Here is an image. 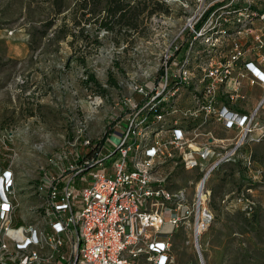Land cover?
<instances>
[{"label": "built area", "instance_id": "1", "mask_svg": "<svg viewBox=\"0 0 264 264\" xmlns=\"http://www.w3.org/2000/svg\"><path fill=\"white\" fill-rule=\"evenodd\" d=\"M257 86L256 99L249 90ZM135 89L141 99L123 100L103 138L84 139L91 150L81 162L76 152L36 182L38 222L22 216L13 225L16 177L10 159L0 165V264H171L184 226L198 243L214 219L213 172L242 158L251 178L262 176L252 145L264 139V0L202 2L164 52L159 76ZM212 123L232 134L215 136L206 129ZM115 130L121 137L110 148ZM5 143L0 136V148ZM167 164L197 171L195 189L171 187L159 172Z\"/></svg>", "mask_w": 264, "mask_h": 264}, {"label": "rangeland", "instance_id": "2", "mask_svg": "<svg viewBox=\"0 0 264 264\" xmlns=\"http://www.w3.org/2000/svg\"><path fill=\"white\" fill-rule=\"evenodd\" d=\"M154 1L169 8V13L145 12L138 31L129 33L95 31L86 24L100 44L81 48V38L74 45L68 42L71 36L53 39L70 9L47 27L54 15V0H0V136L6 139L0 162L10 159L16 177L20 207L13 225L24 223L22 216L27 222L40 220L36 182L45 172H61L68 159L81 152L84 139L97 142L108 133L119 101L136 96L137 85L151 86L161 72L164 52L205 0ZM60 2L69 6L75 0ZM80 56H86V67L77 60ZM86 69L107 89L105 94L84 84ZM111 78L117 86L108 85ZM93 94L102 96L97 106L92 104ZM260 95L255 91L253 97ZM206 129L220 138L232 134L214 123ZM110 137L118 142L121 131H113ZM252 148L262 176L253 179L249 170L234 163L216 169L207 183L214 219L198 243L190 226L175 234L171 264H203L198 247L204 264H264V139ZM98 169L91 167L86 176ZM159 169L173 188L193 191L199 179L197 171H187L182 164ZM250 205L253 210L247 212Z\"/></svg>", "mask_w": 264, "mask_h": 264}, {"label": "trees", "instance_id": "3", "mask_svg": "<svg viewBox=\"0 0 264 264\" xmlns=\"http://www.w3.org/2000/svg\"><path fill=\"white\" fill-rule=\"evenodd\" d=\"M53 4L54 15L46 22L47 27H51L64 10L70 9V11L62 17V22L54 30L53 39L67 40V38L71 36L72 39L68 40V42L70 45H74L75 41L81 38L82 43H84L81 48L87 47L92 42L97 45L100 44V40L92 36L90 34L91 32L86 29L88 24L94 26L95 31L106 30L112 34L129 33L130 31H138L141 24L140 19L145 12H148L149 15L158 10L169 13V8H165L162 3L154 0H75L73 5L69 6H63L64 4H62L60 0H54ZM82 23L85 24L81 26ZM77 60L86 67V56L77 57ZM84 84L86 86L94 85L100 93L102 92L101 94H105L107 91L96 78L95 74L89 70H87V77L84 80ZM108 85L113 87L117 86L116 80L114 78L109 79ZM93 95L102 97L101 95ZM135 95L136 97L139 95L137 99H141L142 97L138 93H135ZM119 102L122 106L124 105L123 100ZM121 105L118 106V111L115 112L116 114H121ZM90 150L91 148L84 146L76 159L81 162L84 155L88 154ZM253 157L256 159L254 152ZM4 163L3 167L9 165V162L6 160ZM227 163H234L240 169L242 168L244 171L248 170L242 158L225 161L220 167ZM0 165L2 166L1 163ZM252 210L253 206L250 205L247 212H251Z\"/></svg>", "mask_w": 264, "mask_h": 264}, {"label": "crops", "instance_id": "4", "mask_svg": "<svg viewBox=\"0 0 264 264\" xmlns=\"http://www.w3.org/2000/svg\"><path fill=\"white\" fill-rule=\"evenodd\" d=\"M255 91H260V93L262 94V92H263V88L261 87V86H257V87H255V88H252L251 90H249V93L251 94V96L253 97V94H254V92ZM261 96V95H260ZM259 96V97H260ZM259 97H253V98H259ZM111 142L112 143H110V145H109V147L111 148V146H113V144H115V143H117L116 141H114L113 139H111ZM5 162V160L3 161V162H0L1 164H5L4 163Z\"/></svg>", "mask_w": 264, "mask_h": 264}, {"label": "water", "instance_id": "5", "mask_svg": "<svg viewBox=\"0 0 264 264\" xmlns=\"http://www.w3.org/2000/svg\"><path fill=\"white\" fill-rule=\"evenodd\" d=\"M205 230H206V229H205ZM205 230H204V231H205ZM204 231H203V232H204ZM203 232H202V233H203Z\"/></svg>", "mask_w": 264, "mask_h": 264}]
</instances>
